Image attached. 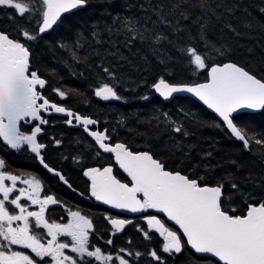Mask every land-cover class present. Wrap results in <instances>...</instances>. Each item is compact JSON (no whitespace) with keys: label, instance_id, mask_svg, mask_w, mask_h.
I'll list each match as a JSON object with an SVG mask.
<instances>
[{"label":"trees","instance_id":"obj_1","mask_svg":"<svg viewBox=\"0 0 264 264\" xmlns=\"http://www.w3.org/2000/svg\"><path fill=\"white\" fill-rule=\"evenodd\" d=\"M174 2L177 0H88L85 7L63 14L61 22L35 41L23 40L18 35V29L34 31L38 27L34 20L10 19L13 10L0 7V31L25 42L30 48V71H37L46 80L43 88L45 98L74 114L96 120V125L106 127L110 135L130 149L149 152L163 162L168 171H179L193 179L202 178L201 183L212 186L224 184L225 209H235L230 211L233 215H244L248 203L264 201V144L250 142L249 149H245L242 142L236 141L224 125L197 101L188 96L163 101L152 91V87L160 79L171 84H190L207 79V69L196 70L182 55L188 46H195L209 56V65L233 62L264 80V13L260 11L264 8V0H221L223 4L234 7L231 13L223 8L216 9L217 14L222 16L221 21H217L211 13L204 16L200 9L190 4H181L179 9L167 14ZM192 3H197V0H192ZM141 5L146 11L141 9ZM154 5H163L159 11L167 14L170 25L158 22V16L152 10ZM182 11L190 13L188 19L180 16ZM126 17L138 18V29L146 28L152 33L163 34L167 39L159 44L139 40L126 43L132 35L123 30L121 22ZM197 18L201 23L205 19L210 21L207 25L208 39L215 48L222 49L223 55L214 50H204L203 42L190 39V36L197 37L199 24L194 23ZM225 23H230L240 35L225 28ZM246 23L252 26L246 27ZM174 28L178 30L173 31ZM94 32L99 35L94 37ZM78 40L84 47L78 51L80 62H75L58 45L63 43L71 48ZM97 40L100 43H96ZM103 67H108L116 78L103 73ZM103 83L114 85L122 99L104 101L97 98L94 94L96 87ZM56 88L64 90L66 96L61 98L54 91ZM235 122L244 126L250 135L264 139V109L255 113H240ZM54 124V127H43L45 134L42 138L53 145L49 138L54 134L57 138L62 137L61 147H53L54 152L59 159L68 156L70 160L68 140L70 153L75 156L72 162H78L79 174L81 169L84 171L90 166H87L91 159L88 151H95L96 142L88 133L94 144L84 136L70 138L72 131L67 126ZM176 125H181L188 135L174 132ZM20 126L24 132L31 130L23 124ZM76 140H79L78 145ZM25 154L27 151L24 150L17 153L10 151L0 139V159L5 161L7 170L19 173L20 169H25L27 174L43 180L49 188L59 183L57 177L39 166L35 158L28 160ZM44 160L51 168L59 166L68 177L67 181L77 189L76 179L65 165L53 159L49 152L45 153ZM231 182L239 186V191L229 186ZM58 187L61 197L71 203L77 202L67 188L61 184ZM96 205L90 211L93 220L96 216L101 220L97 230L101 227L106 234L101 239H115L114 245L104 244L107 254L115 248L133 253L140 251L144 253L140 257L128 256L127 253L123 255L130 264H157L146 254L156 250L162 256L163 264H220L210 258L196 256L186 242L180 254L164 253L163 238L154 230L141 228L144 223L139 219H135L137 221L133 225L124 227L119 235H113L105 219L106 215L113 217L112 213ZM160 218L170 227L163 217ZM138 227L150 231L152 239H146ZM181 239L184 241L182 236Z\"/></svg>","mask_w":264,"mask_h":264},{"label":"snow or ice","instance_id":"obj_2","mask_svg":"<svg viewBox=\"0 0 264 264\" xmlns=\"http://www.w3.org/2000/svg\"><path fill=\"white\" fill-rule=\"evenodd\" d=\"M88 0H0V7L12 9L10 19L16 17L25 20H34L38 27L34 31L27 28L18 29V35L23 40L35 41L41 34L53 29L62 20L63 14L85 7ZM181 4H190L193 8L201 10L204 16L208 13L216 16L217 21L222 20V16L216 12L217 8H223L225 12L234 11L233 6L225 5L221 0H177L172 3L167 14H171L179 9ZM163 5H154L153 11L158 16V22L170 25L167 14H162L159 9ZM141 9L145 10L144 5ZM260 11L264 13V8ZM183 19H188L190 13L180 12ZM210 21L205 19L201 23L197 18L194 23L199 24L197 37L203 42V48L207 51L214 50L217 54L223 55L221 48L208 39L207 25ZM138 18H124L121 22L123 30L130 35L126 43L139 40L140 42H151L159 44L167 39L163 34L150 32L146 28L138 29ZM246 23V27H251ZM236 35V29L230 23L224 24ZM110 32L111 28L108 29ZM178 29H173L177 31ZM222 31V30H221ZM93 33V36H98ZM96 43H100L99 40ZM59 47L68 52L70 58L75 62H80L79 49L84 47L79 40L69 48L66 44H59ZM30 48L25 42L13 39L4 31H0V139L12 150H21L22 146L28 149L39 158L40 164L49 172H55L41 154L44 144L38 143L37 135L41 133L40 125L48 123L43 119L42 113L54 110L56 113H64L70 119L68 124L79 122L94 138L98 148L105 153H114L115 160L119 167L130 177V184L122 183L112 174L111 167L88 168L83 175L90 180V195L97 201L105 205H110L113 209L127 210L132 213H142L149 209H154L167 216L168 220L178 225L179 231H173L166 227L156 216L145 217L147 228L154 230L163 238L162 251L169 255L182 252L184 243L190 246L196 254H210L217 258L220 264H264V201L258 204H247V211L244 215H233L235 209L226 210L224 184L208 185L201 183V179H193L179 171H168L163 162L155 159L149 152H133L125 144L116 143L114 146L106 143L111 137L107 134V129L103 131H91L88 126L96 125L98 122L89 117H82L74 114L71 110L55 103H50L45 98L39 88H44L46 80L38 75L37 71H30ZM99 56V52L96 53ZM183 56L187 58V63L194 66L196 70L207 69V79L204 83L194 85H175L160 79L153 87L157 93L165 100L173 94L186 92L194 94L200 101H203L209 109H212L230 131L231 135L241 141L245 149H249L250 142L257 145L264 144V139L257 138L254 134H249L248 130L235 121L242 109H264V80L246 70L244 67L233 62L217 63L209 66L207 60L209 56L195 46H188ZM103 73L115 79V73L108 67H103ZM61 98L66 96L64 90L54 89ZM95 96L104 101L121 100L122 97L115 90V86L110 83L99 84L95 90ZM148 97H144L147 99ZM236 114V115H234ZM31 123L39 121L30 133L21 130V122ZM174 123V122H173ZM176 133H183L187 136L181 125L173 128ZM57 144L60 141H56ZM99 154V153H98ZM208 155H211L209 153ZM235 163V161H233ZM6 165L0 159V264H38L37 260L30 254L12 249V246H21L30 250L35 257L44 261L50 258L48 264H78V261L71 256L65 255L64 250L71 248V252L78 254L81 258H91L98 264H130V261L123 255H144L140 251L135 253L130 250L120 248L114 257L112 254H104L100 247H89V230L93 229L91 219L81 215L79 211L70 213L71 219L66 224L49 222L45 219V206L56 204L58 201L52 196L41 198V181L32 177L23 179L19 175H13L5 171ZM60 180L67 183L65 177L55 172ZM11 182V186L6 184ZM28 185L30 190L25 188L17 189V182ZM232 189L239 191V186L235 182L229 185ZM18 193L15 195H10ZM24 198L31 205H39L38 211H29L27 204H22ZM18 210V211H17ZM33 221L30 224V219ZM114 229V233L123 231L126 224L132 221L111 218L105 216ZM14 222L16 223L13 226ZM46 229V235L51 239L42 242L44 236L34 231V229ZM146 239L151 240L150 231L140 229ZM69 237L71 243L58 242V237ZM109 239L107 244H112ZM151 256L157 264H163V258L156 250L146 253Z\"/></svg>","mask_w":264,"mask_h":264},{"label":"flooded vegetation","instance_id":"obj_3","mask_svg":"<svg viewBox=\"0 0 264 264\" xmlns=\"http://www.w3.org/2000/svg\"><path fill=\"white\" fill-rule=\"evenodd\" d=\"M37 91L40 92L43 95V88H39V86H37ZM50 102H53V101H50ZM53 103H56V102H53ZM57 104H59V103H57ZM49 112L42 113L43 119L47 120L48 123L40 125L41 128H42V131H41V133H39V135L37 137L38 143H41V144H44L45 145V147L41 150V154H42V156L44 158L45 153L49 152L50 156H52L53 159L59 160L61 164L65 165L66 168H67V170L70 172V174H72V176L76 179V184H77V187L76 188L77 189L73 188L71 186V184L67 181V178L68 177L65 175L64 171L59 166H56V167H53V168L55 170H59L60 171V172L59 171H55V172H59L60 175L65 176V180L67 181V183H65L64 181L60 180L59 177L56 174H52V173H50L46 169L49 172V174L54 175L55 177H57V180H58L59 183H55V181H53L55 183V186H53L52 188H49L47 185H45V183H44L43 180H41V179L38 178L41 181V189H40V196H41V198H44V197L50 195L55 200L58 201L56 204H48V205L45 206V219H47L49 222H56V223L66 224L71 219L70 213L72 211H79L81 213V215H85L86 217H88L89 219H91L92 224H93V229H90L89 230V247H90V249H94V247H97L98 246V247H100L102 249V251H103L104 254H107L106 249H105V246H104V244L107 241H103L101 239L102 237L106 236V234L102 231L101 227H99V231L97 230V227H98L97 225L101 222V220L99 219L98 216H96L95 220H93L92 214H91V211H90V209H92V206L93 205L97 206L96 204H98V205L104 207L105 209H107L108 211H110L112 213V215H113V217H111V218H118V219H124V220L132 221V223L127 224L125 227H127L129 225H133V223L135 221H137L135 219H139V220H141L144 223L143 226H141V228H146L147 229V223H146L145 217H147V216H154L155 213L153 212L152 209H149V210H147L145 212H142V213H132V212L127 211V210H120V211L114 210V209H111V208H108V207L104 206L99 201H97L94 197H92L90 195V180H88L82 174L83 169H81L80 173L78 174L77 173L79 171L78 170V165H77L78 162L75 161V164H73V162H72V160L74 159L75 156L70 153V150L69 149L71 147H70V145L68 143V140L66 141L67 142V145H68V150L67 151H68L69 155H71V158H70V160H68V156H66L64 159H59L57 157L58 154H56L54 152L55 148H53V147H61V145L63 143L62 137H58L57 138V136L54 134L51 138H49V141H53V145L48 144L42 138V136L45 134V131L43 130V127H46V126L54 127L55 126L54 123H58L60 126H67L70 129V131H72L70 138H73V137H81L82 138L84 136L90 142H92L91 141V138L88 136L87 132L82 128L81 125L75 126V124L77 122V121H75V119H73V123L72 124H68L67 123V120H68V117L67 116H63V115L56 114V113H49ZM55 119H57V120H55ZM38 123H39V121H33L31 123L24 122V121L21 122V124H23L24 126H28L29 128L30 127L33 128ZM105 128L106 127H102V126H100L98 124V125H95V126L90 127V130L91 131H96V130L102 131ZM25 133L26 134L27 133H30V131L27 130ZM107 134L111 137V139L109 140L108 144L114 146L116 143H121L115 137H113L112 135H110L109 134V131H107ZM1 141H2V139H1ZM56 141H60V143L57 144ZM78 143H79V140H76V143L75 144L78 145ZM94 145L96 147L95 151L94 152L88 151V154L91 155L90 162L87 165V166L90 165L88 168H101L102 169L104 167H111L113 169L112 174L116 177V179L120 180L122 183H128L131 186V184H130V177H128V175L125 174L118 167V165L116 164L114 153H105L101 149L99 150L97 148V146H96L97 144H94ZM64 146H65V143H64ZM25 147L22 146V149H21V150L27 151V154L24 155L25 158L28 159V160H31V159L35 158L37 164L39 166H42L40 164V162H39V158H37L36 155L34 153H32L28 149L27 146H25ZM8 149L10 151L15 152V153H17L18 151H21V150H12L9 147H8ZM130 150L133 151V152H147L145 150H142L141 151V150H138V149H136V150L130 149ZM79 162H81V161H79ZM22 163L25 164V162H22ZM4 170L10 172L9 170L6 169V167H5ZM10 173L13 174V175H19L23 179H29V178H32V177H36L34 175L27 174L25 172V169H20L19 170V173H12V172H10ZM6 184L8 186H11V182L10 181H7ZM59 184L63 185L65 188H67L70 192L73 193L72 196L77 201L76 203H71V202L65 200L63 197H61V189L58 187ZM19 188H25L26 190H30L28 188V185H25V184L21 183L20 181L17 182V189H19ZM15 194H18V193H13V194H10V195H15ZM0 198H2V194H0ZM21 203L22 204H27L29 211H38L39 210V207H40L39 205H31L30 202L26 201L24 198H22ZM77 207H79V208H77ZM87 212L90 213L91 216L88 215ZM157 217L161 221H162V219L160 217H163V220L166 221V223H168V225L170 227H173L175 229L173 231L179 232V234L182 236V233L179 231L178 226L175 225L174 223L170 222L167 219L166 216L157 214ZM29 219H30V224H31V222L33 221V218H29ZM16 223H22V222H14L13 226H15ZM108 225L110 227L111 234H113V235H115V234L119 235L122 232L121 231L120 233H114V229H112V226L109 223V221H108ZM165 226L168 227L167 225H165ZM170 227H168V228H170ZM34 231H37V232L41 233L44 236V239L42 240V242H46L47 240L51 239V237H49V236L46 235V229L40 228V229H34ZM108 237H110V236H108ZM111 240L113 241V245H114V242H115L114 237H111ZM184 240H185V238H184ZM58 242L71 243L69 237H63V236L58 237ZM12 249L13 250H16V251H22V252H25L27 254H30L33 258H35L37 260L38 264H48V262L50 261V258H48V257L44 258V261H40V258L35 257V254L34 253H31L30 250L24 249L21 246H12ZM118 250H119V248H115L113 250V252L110 253V254H112L114 257H116L117 254H118ZM64 253H65V255L71 256L74 259H76L78 261V264H98V262H95L91 258H87V257L81 258V257H79L78 254L71 252V248L70 247L68 249H65L64 250ZM117 262H118V260H117ZM117 262H116V264H117ZM52 264H54V262H52ZM109 264H111V262H109Z\"/></svg>","mask_w":264,"mask_h":264},{"label":"water","instance_id":"obj_4","mask_svg":"<svg viewBox=\"0 0 264 264\" xmlns=\"http://www.w3.org/2000/svg\"><path fill=\"white\" fill-rule=\"evenodd\" d=\"M74 11V10H73ZM54 27V26H53ZM223 63H228V62H223ZM214 64H217V63H214ZM212 65V64H211ZM210 65V66H211ZM206 81V80H205ZM205 81H201V82H197V83H204ZM197 83H190V84H186V85H194V84H197ZM171 84V83H170ZM175 85H184V84H175ZM152 91L158 96V97H160L163 101H169L171 98H174V97H176V96H188V97H190V98H192V99H194L195 101H197L200 105H202L208 112H210L212 115H214L222 124H223V122L221 121V119L219 118V116H218V114H216L212 109H209L208 107H207V105H205L204 103H203V101H200L199 100V98L198 97H196V96H194V94H191V93H186V92H181V93H176V94H173V96L172 97H170L169 99H167V100H165L163 97H161L160 96V94L159 93H157L156 91H155V89H154V87H152ZM262 109H242V110H239V114L240 113H244V112H247V113H255V112H259V111H261ZM49 113H56L54 110H51ZM56 114H60V115H63V116H67L66 114H64V113H56ZM234 115H236V114H234ZM69 119H70V117H69ZM71 119H74V118H71ZM78 125H81L79 122H76V124H75V126H78ZM224 125V124H223ZM82 126V125H81ZM92 125H89L88 126V128H90ZM224 127L226 128V126L224 125ZM82 128L84 129V127L82 126ZM85 130V129H84ZM227 130V129H226ZM229 133H230V131L229 130H227ZM88 134H89V132H87ZM39 135V134H38ZM38 135H37V137H38ZM230 135H231V133H230ZM90 137H91V135H89ZM232 136V135H231ZM233 137V136H232ZM93 140H94V138L93 137H91ZM234 139H235V137H233ZM237 140V139H236ZM95 141V140H94ZM238 141V140H237ZM109 142V140L108 141H106V143H108ZM103 151V150H102ZM115 155V154H114ZM115 162H116V160H115ZM116 164L118 165V167H119V164L116 162ZM43 167V166H42ZM120 168V167H119ZM123 172H124V170L122 169V168H120ZM50 173H52V174H55V172H50ZM125 174H127L126 172H124ZM88 180H89V178L88 177H86ZM101 204H103L101 201H99ZM104 206H106V207H108V208H111V209H113L110 205H105V204H103ZM114 210H118V211H120V209H114ZM155 213H157V214H160V215H163V216H166L165 214H163V213H159L158 211H156V210H154V209H152ZM157 217V216H156ZM167 217V216H166ZM168 219V218H167ZM170 221V220H169ZM170 222H172V223H174L173 221H170ZM127 225V224H126ZM125 225V226H126ZM178 226V225H177ZM120 233V232H119ZM194 251V250H193ZM199 256H206V255H209L210 257H211V255L210 254H198ZM212 259H214V260H216V261H218V259L217 258H214V257H211Z\"/></svg>","mask_w":264,"mask_h":264},{"label":"rangeland","instance_id":"obj_5","mask_svg":"<svg viewBox=\"0 0 264 264\" xmlns=\"http://www.w3.org/2000/svg\"><path fill=\"white\" fill-rule=\"evenodd\" d=\"M117 264H118V262H117Z\"/></svg>","mask_w":264,"mask_h":264}]
</instances>
